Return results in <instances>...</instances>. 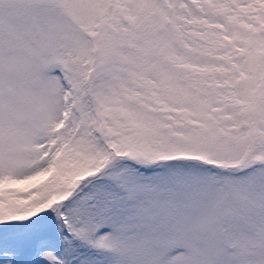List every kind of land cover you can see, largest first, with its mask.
Masks as SVG:
<instances>
[{"label":"snow or ice","instance_id":"6c2138e0","mask_svg":"<svg viewBox=\"0 0 264 264\" xmlns=\"http://www.w3.org/2000/svg\"><path fill=\"white\" fill-rule=\"evenodd\" d=\"M0 264H264V0H0Z\"/></svg>","mask_w":264,"mask_h":264}]
</instances>
